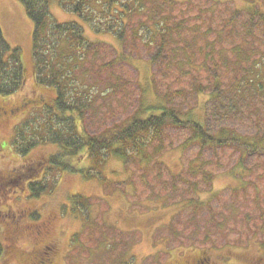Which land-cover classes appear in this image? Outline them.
<instances>
[{
  "label": "rangeland",
  "instance_id": "1",
  "mask_svg": "<svg viewBox=\"0 0 264 264\" xmlns=\"http://www.w3.org/2000/svg\"><path fill=\"white\" fill-rule=\"evenodd\" d=\"M60 1L51 3L55 19L78 20ZM163 12L184 41L182 52L172 47L155 64L156 48L131 38L123 47L86 27L97 45L84 63L92 70L85 83L101 95L84 114V130L100 135L140 105L167 103L210 134L264 142V0H175ZM0 24L21 49L28 78L17 94L0 95V183L10 180L0 184V264H182L203 255L211 264H264L263 150L202 149L189 129L169 126L162 147L133 162H106L105 183L50 169L48 158L61 151L52 143L19 155L15 129L36 95L34 25L19 0H0ZM28 178L48 180V190L32 196ZM78 194L85 206L75 213ZM44 245L52 255L39 256Z\"/></svg>",
  "mask_w": 264,
  "mask_h": 264
},
{
  "label": "trees",
  "instance_id": "2",
  "mask_svg": "<svg viewBox=\"0 0 264 264\" xmlns=\"http://www.w3.org/2000/svg\"><path fill=\"white\" fill-rule=\"evenodd\" d=\"M19 1L34 25L36 93L35 98L28 102L30 111L25 113L15 129L12 146L19 155H27L39 145L52 143L61 151L48 158L50 169L57 166L62 171L82 173L85 178L97 176L105 183L107 178L103 166L106 162L113 157L124 164L133 162L138 156H146L151 146L162 147L169 126L189 129L190 140L197 142L202 149L237 145L247 151H264L263 141L254 139V142H248L230 130L210 134L204 124L174 107H168L167 103L159 107L140 105L123 123L100 135H90L82 127L85 112L94 107L95 97L101 95L96 92L98 89L95 86L89 87L85 83L86 74L90 76L92 70L85 69L84 63L88 57L92 63L93 50L97 45L87 35L86 27L96 35L111 34L123 47L131 38L135 46L141 44L156 48V55L152 57V64H155L172 47L176 52H182L177 49V46H182L181 40L184 41L179 39L180 33H176L179 26L173 25L163 12L164 8L166 10L170 4H175V0H164V3L162 0H61V7L78 19L62 22L52 14V0ZM176 37L179 39L177 42L174 41ZM81 69L83 73L79 77ZM27 81L22 51L9 43L0 24V95L17 94ZM84 160L94 164L86 165ZM31 167L27 170L28 174L34 173ZM7 181L10 180L0 184ZM32 181L28 178L32 196L38 197L49 188L48 180L44 184ZM81 197L79 194L72 197V201L75 198L77 202L71 205L75 213L85 206ZM4 250L5 245L0 240V256Z\"/></svg>",
  "mask_w": 264,
  "mask_h": 264
},
{
  "label": "flooded vegetation",
  "instance_id": "3",
  "mask_svg": "<svg viewBox=\"0 0 264 264\" xmlns=\"http://www.w3.org/2000/svg\"><path fill=\"white\" fill-rule=\"evenodd\" d=\"M52 248H51V246H47V245H44L43 247H42V250L40 251V254L41 255H52ZM182 264H211L210 263V260H209V258L207 257V256H199V257H195L194 258V260L193 261H190V262H184V263H182Z\"/></svg>",
  "mask_w": 264,
  "mask_h": 264
}]
</instances>
